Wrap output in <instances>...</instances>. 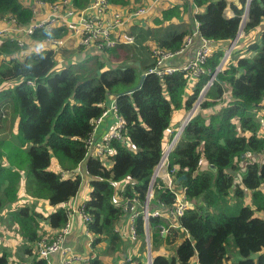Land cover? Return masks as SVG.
Returning a JSON list of instances; mask_svg holds the SVG:
<instances>
[{"label":"trees","instance_id":"trees-1","mask_svg":"<svg viewBox=\"0 0 264 264\" xmlns=\"http://www.w3.org/2000/svg\"><path fill=\"white\" fill-rule=\"evenodd\" d=\"M73 1L80 8L89 2ZM108 2L127 4L126 0ZM188 2L199 9L193 20L183 18L190 8L187 2L168 7L153 17L150 28L128 29L136 39L134 45L96 48L92 58L61 66L49 48L31 51V44L19 48L9 38L4 40L0 46V222L13 227L30 261H14L0 247V264H45L35 249L36 242L47 238L41 223L56 231L66 223L67 213L60 205L78 194L82 177L90 188L84 210L91 218L87 224L91 247L103 241L115 250L124 246L116 226L127 212L116 199L143 203L172 113L189 111L209 76L198 78L189 96L185 95L188 78L182 72L161 78L147 74L136 86L154 63L151 49L178 51L192 35L194 21L199 35L214 45L234 40L241 25L248 42L243 54L232 51L206 93L212 101L202 102L200 113L183 128L169 154V168H177L175 186L186 187L189 208L178 218L181 228L170 229L165 236L156 229L159 219L149 220L151 249L174 246L173 254L155 256L152 264H191L194 259L197 264H264V134L257 122L264 108V0ZM30 6V0H0V18L26 24L32 17ZM227 10L231 17L225 15ZM257 29V36L251 38ZM59 35L58 30L37 31L31 39ZM222 56V49L216 48L205 67L213 71ZM226 89L231 96L228 105L210 113L213 100ZM108 96L115 100L123 128L122 139L110 142L103 160L88 155L85 141L106 109ZM248 151L261 154L260 162L245 159ZM199 160L204 167L197 169ZM21 192L27 201L14 206ZM152 193V206L173 204L174 195L160 180ZM38 201L54 211L44 216L36 208ZM134 227L136 241L144 244L140 216ZM231 248L239 257L236 261L229 258Z\"/></svg>","mask_w":264,"mask_h":264},{"label":"built area","instance_id":"built-area-1","mask_svg":"<svg viewBox=\"0 0 264 264\" xmlns=\"http://www.w3.org/2000/svg\"><path fill=\"white\" fill-rule=\"evenodd\" d=\"M32 17L26 24H19L12 17L0 18V46L6 38L14 41L18 47L22 48L32 38V35L37 31L52 32L55 30L60 31L61 36L58 38L47 36L36 41L35 45L40 47L63 48L67 46L91 48L95 47L101 50L111 49L120 45H134L136 39L133 35L128 33L127 23L130 18H146L157 7L161 0H147L141 6H136L127 12L114 8L108 0H89L88 4L83 7H77L73 0H30ZM193 35L199 39V45L195 49L192 57L179 65L178 68H163L164 62L169 58H174L176 55L184 52L191 43V35L186 37L183 46L176 52L165 51L153 47L151 53L154 59L152 67H150L144 75L153 74L158 78L164 75L171 74L175 70L191 71L192 76H198L203 71L201 67L205 64L210 53L216 49L210 41L202 38L198 33V23L194 22ZM234 47L226 50V57L232 52ZM208 86L204 84L202 90ZM215 108H212L213 112ZM261 111V110H260ZM109 112L113 114L114 125L107 133L105 138L96 143L92 138V134L88 136L85 141L88 155L92 154L95 157H103L107 155L109 144L111 141H118L122 139L123 123L121 117L117 113L115 100H112L109 107H107L100 117L95 121V126L104 118ZM196 108H192L186 112L183 120L181 121L179 130L175 133L172 140L166 142L161 151V157L154 168L150 184L148 186L145 198L142 204H139L135 199L127 200L121 205L124 212L130 213L127 226L126 238L129 242L136 241V231L134 227V220L137 216L142 219L144 228V241L146 246L149 247V220L151 218H158L160 223L156 226L159 233L165 236L170 229L181 228L178 218L181 217L185 210L189 208V202L186 197V187L177 190L175 180L173 177L176 167L169 168V154L174 149L183 128L187 125L189 119L195 114ZM257 122L259 126V133L264 134V110L257 115ZM94 126V128H95ZM244 158L260 162L261 154L254 156L250 151L244 154ZM204 162L200 160L197 164L198 168H203ZM157 180L174 195L173 204L165 206L158 203L156 206L151 205L153 199L152 188ZM123 191L119 190L118 196ZM128 203H131L133 209L129 210ZM69 202L63 203L68 205ZM85 203L82 202L75 206L74 209L68 208L67 221L57 231L52 238H42L35 244L37 254L45 260L51 253H61L64 256L61 264H71L72 262L80 261L77 255L70 252L69 248L63 247L64 238L69 234L71 229V215L76 214L79 216L86 226L91 220L85 213ZM139 211H135V207ZM263 217V216H262ZM264 219V218H263ZM125 238V235H124ZM90 242V246H91ZM18 264V263H14ZM119 264H138L137 261L131 256H125ZM145 264H152V259L148 256Z\"/></svg>","mask_w":264,"mask_h":264},{"label":"crops","instance_id":"crops-1","mask_svg":"<svg viewBox=\"0 0 264 264\" xmlns=\"http://www.w3.org/2000/svg\"><path fill=\"white\" fill-rule=\"evenodd\" d=\"M146 1L147 0H126L127 4L122 6L114 5V8L127 12L138 5H143L144 3H146ZM185 2H187L190 8L188 9V12L183 16V18L184 20H193V15L199 12V9L195 8L191 3L188 2V0H161L160 3L156 5L157 7L154 9V11L148 14L146 18L143 19L134 18L132 20L130 19L127 23V27L130 30L133 28V26H139L140 29L150 28L152 26L151 22L153 17L159 15L163 9H166L171 6L180 7ZM225 15L227 17H231L232 13L230 10H227ZM191 30H192L191 43L189 44L183 55L181 57L171 58L167 62V64L171 66L179 67L181 63L192 57L195 49L199 45V39L197 36L193 35L194 28L192 24H191ZM258 32L259 29L254 31L251 35V38H255ZM30 40L31 42L30 41L28 42V44H31L29 45L30 46L29 50L35 51V48L40 47L38 45H35L36 41L38 40H34L31 38ZM247 42H248V37L246 36H243V38L241 37V39H239V41L235 45V50L240 51V54H243V49ZM229 45L230 42L225 44L219 43L216 44L215 47L221 48L222 51H224ZM46 48H49L54 51L55 57L58 59L57 61L59 66L63 65L64 63L67 64L74 62L75 59L77 61H80L97 53L95 47L85 48L81 52L79 51V48L81 47H74V46H67L59 49L52 47H46ZM83 54H85V56H83ZM231 58H232V54L230 55L229 60H227V63L230 61ZM194 85L195 84L191 85L190 88L186 89V94H185L186 96L192 94ZM112 100H114L113 97L111 96L107 97L106 102L104 104L106 108L109 107ZM207 100L211 101V99H207ZM223 100L227 102L228 98H225ZM214 104H215L214 108H218L217 104L216 103ZM220 107H222V105ZM262 110H264V108L261 109V111ZM179 111H180L179 113L173 114L171 117L169 128L166 130L165 133L166 139L170 138L172 134L177 133V131L179 130L181 121L183 120L186 114V110L182 109ZM209 111L210 113H212L211 109ZM114 122L115 121L113 114L109 112L104 118L100 120L99 123L96 124L92 133V138L96 143L101 142L105 138L107 133L114 125ZM16 129H17V120L14 121L12 132H15ZM5 131L6 129L2 130V132ZM52 166L55 169V165L52 164ZM79 171L80 169L78 168V172ZM89 189L90 188L87 184V179L82 177V185L80 187V191L78 192V194L74 199L69 201L68 207L74 209L75 206L79 205L82 202H85L89 193ZM26 201H27L26 197H24L23 193L21 192L20 199L17 203L14 204V206H17L18 203H25ZM116 201L118 203L121 202L119 199L118 200L116 199ZM36 208L44 216L54 211V208L46 205L45 202L43 201H38L36 204ZM131 209H133V207ZM129 217H130V213L127 212L126 215L119 221L118 225L116 226L118 232L122 236L121 240L123 241L124 246L120 247L118 250H115L109 247L105 241L100 242V244L91 247L90 242H92L93 237L88 233L86 226L82 222L81 218L76 214H72L70 218L71 229L69 234L64 238L62 244L63 247L69 248L72 254L77 255L80 258V261L72 262L71 264H119L125 256H131L133 258H136L135 260L137 261L138 264H145L148 256L149 257L151 256L150 258L152 259L155 256L169 255L170 250H167L164 245H159L157 248L152 250L150 245L148 247L146 246L145 243L142 244L138 240L135 242H129L128 239L126 238ZM41 226H42V231L45 232L44 236H47V238H52L57 233L56 230L49 229L46 223H41ZM13 230L14 229L12 226L4 225L3 223L0 222V247L6 249L10 253V259L14 261L23 260L29 262L30 258L24 255L23 252H20L17 247L20 241L17 238L15 239H13V237L11 238V234L14 232ZM229 258L231 260L236 261L239 257L235 251H232V253L229 254ZM63 259L64 256L61 253L59 252L51 253L48 255L46 262L47 264H61ZM192 263L197 264V260L194 259Z\"/></svg>","mask_w":264,"mask_h":264},{"label":"bare ground","instance_id":"bare-ground-1","mask_svg":"<svg viewBox=\"0 0 264 264\" xmlns=\"http://www.w3.org/2000/svg\"><path fill=\"white\" fill-rule=\"evenodd\" d=\"M134 18H135V17H132V18H130V19L132 20V19H134ZM242 27H243V25L240 26V29H239V31H238L237 36L234 38V40H232V41L230 42V45L226 48V50L229 49L230 47H234L233 50L235 49V45H236V43L238 42V39H237V38L239 37V39H241L240 37L244 36L243 31H242ZM59 36H61V33H60ZM59 36H58V37H59ZM58 37L56 36V37H54V38H58ZM212 45L215 47L214 44H212ZM226 50L223 51V56H222V58H221V60H220V63L214 68L213 71L207 69V68L205 67V64L201 67V70H202L203 72L200 73L198 76H195V77L192 76V72H191V71H180V70H175V71H174V72H182V73H185V74H186V76H187V78H188V87H187V88H190L191 85L195 84L196 81L198 80V78H200L201 76H203V75H208V76H209L208 80H207L206 83H205V84H207L208 87H207L206 89H204V90L200 89V91L198 92V95H197L196 99H195V100L193 101V103H192V106H191L190 109H192V108L195 107V108H196V112H195V114L189 119L188 123L190 122V120H191L195 115H197L198 113H200V105L202 104V102H204V101H206V100L208 99V98L206 97V93H207V91L210 89V87L213 85V83H214L215 81H217V75H218L220 72L223 71V69H224V67H225V65H226V63H227V60H229V57H230V55H231L232 52L229 54V56L226 57ZM233 50H232V51H233ZM170 59H171V58L167 59V60L164 62V64H163V68H168V67H171V68H178V67L171 66V65L167 64V62H168ZM174 72H172V73H174ZM172 73H171V74H172ZM168 75H170V74H168ZM164 76H165V75H164ZM162 77H163V76H162ZM230 97H231V96H230V90H229V89H226V90L223 92V94H222V96H221L220 98L214 99L213 102L217 104L218 108H215V110H214L212 113H215V112L219 111V109L222 108L223 106H227L228 104H227L226 101L223 100V99H225V98H230ZM211 101H212V100H211ZM221 105H222V107H220ZM188 123H187V124H188ZM174 136H175V133L172 134V135L170 136V138L166 139V142L172 140ZM98 158L104 160L105 158H107V155H105V156H103V157H98ZM199 161H200V160H199ZM184 171H187V169H184ZM149 184H150V183H149ZM75 197H76V196H75ZM75 197H74V198H75ZM74 198H72V199H74ZM72 199H71V200H72ZM68 202H69V201H68ZM120 203H121V202H120ZM61 207H62L63 209H65L66 211H67L68 208H69L68 205H63V203L61 204ZM90 219H91V218H90Z\"/></svg>","mask_w":264,"mask_h":264},{"label":"rangeland","instance_id":"rangeland-1","mask_svg":"<svg viewBox=\"0 0 264 264\" xmlns=\"http://www.w3.org/2000/svg\"><path fill=\"white\" fill-rule=\"evenodd\" d=\"M113 7H114V5H112ZM138 6H141V5H138ZM124 12V11H123ZM194 22H196V21H194ZM194 22H193V28H195L194 27ZM241 38V37H240ZM242 38H243V36H242ZM238 39V41H239V37L237 38ZM20 48V47H19ZM23 48V47H22ZM187 49V48H186ZM185 52V51H184ZM184 52H182V53H180V54H178V55H181V54H183ZM83 56H85V54H83ZM94 55H92V56H89L88 58H85V60H87V59H89V58H92ZM177 56V55H176ZM74 60V59H73ZM77 60L75 59V61L74 62H76ZM94 60H92V61H90L86 66L88 67L90 64H92V62H93ZM60 64H62V63H60ZM180 111H176V112H173L172 113V115L173 114H177V113H179ZM185 114V113H184ZM183 114V115H184ZM2 133H1V130H0V135H1ZM50 169L51 170H53L54 168H53V166H51L50 167ZM259 216H261V213L259 214ZM13 237V239H15V238H17L19 241H20V243L18 244V249H19V251L20 252H22L23 251V249H22V245H23V243L21 242V239L18 237V235L16 234V232H13L12 234H11V238ZM18 241V242H19ZM229 242H230V244H232V239L230 238V240H229ZM150 245V244H149ZM1 249H3V250H5V251H7L6 249H4V248H1ZM232 251H235L236 252V250H235V248H231V250H230V254L232 253ZM8 252V251H7ZM173 252H174V246L172 247V248H170V253H169V255H171V254H173ZM151 257V256H150ZM233 261H235V260H233Z\"/></svg>","mask_w":264,"mask_h":264},{"label":"water","instance_id":"water-1","mask_svg":"<svg viewBox=\"0 0 264 264\" xmlns=\"http://www.w3.org/2000/svg\"><path fill=\"white\" fill-rule=\"evenodd\" d=\"M135 64H136V66H139V63H138V62H136ZM144 78H145V75L142 74V75L140 76L139 83L137 84L136 89H138V88L141 86L142 81H143ZM131 92H132V90H131V91H128V92H126V93H131ZM209 168H211L212 170L215 169L213 165H210ZM183 178H184V177H183ZM128 207H129V210H130V209L132 208V204H131V203H128ZM191 264H196V263H191Z\"/></svg>","mask_w":264,"mask_h":264},{"label":"clouds","instance_id":"clouds-1","mask_svg":"<svg viewBox=\"0 0 264 264\" xmlns=\"http://www.w3.org/2000/svg\"><path fill=\"white\" fill-rule=\"evenodd\" d=\"M260 112H261V111H259V113H260ZM259 113H258V114H259ZM132 207H133V206H132Z\"/></svg>","mask_w":264,"mask_h":264}]
</instances>
